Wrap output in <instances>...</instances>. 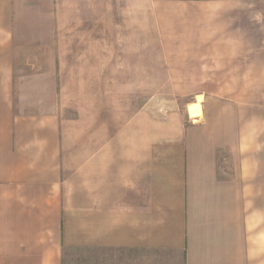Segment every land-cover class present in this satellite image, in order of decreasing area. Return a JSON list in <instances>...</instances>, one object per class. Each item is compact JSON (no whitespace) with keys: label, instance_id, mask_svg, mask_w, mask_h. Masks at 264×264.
<instances>
[{"label":"crops","instance_id":"obj_1","mask_svg":"<svg viewBox=\"0 0 264 264\" xmlns=\"http://www.w3.org/2000/svg\"><path fill=\"white\" fill-rule=\"evenodd\" d=\"M104 89L198 112L153 98L121 126L73 99ZM72 247L82 264H264V0H0V264Z\"/></svg>","mask_w":264,"mask_h":264},{"label":"rangeland","instance_id":"obj_2","mask_svg":"<svg viewBox=\"0 0 264 264\" xmlns=\"http://www.w3.org/2000/svg\"><path fill=\"white\" fill-rule=\"evenodd\" d=\"M106 1V0H105ZM44 2V1H42ZM47 4V1L46 3ZM109 8V9H108ZM110 10V7L105 6V11ZM44 28V27H43ZM46 29L43 30L45 32ZM138 85V84H136ZM73 99H76V96L81 92L83 95H91V93L98 97V99H103L105 101V113H119L120 120L119 124L122 126L128 118H130L133 114L139 112L141 109L145 107L150 101V99L157 98L161 99V101H152L153 107L157 109H161L162 113H165L167 109L169 110H178L184 112L186 110V106L192 104V96H185L183 98L176 95L174 91H164V90H155V89H104V90H87V91H72ZM97 92V93H96ZM180 92V91H179ZM193 91H181L182 94H190ZM234 93H238V91H233ZM243 92V91H242ZM96 93V94H95ZM238 97V94H235ZM247 96L251 100L256 97V91L251 90L247 91ZM178 100V101H177ZM193 106H191L192 108ZM197 108V106H195ZM190 108V106H189ZM188 108V112H189ZM78 109V104L75 103L72 107L73 113H76ZM177 111V112H178ZM198 112V108H197ZM191 113V112H190ZM115 118V117H114ZM115 123V122H114ZM108 253H101L99 257L106 258ZM111 257V255H110ZM108 257V258H110ZM128 255H124L121 259H127ZM86 259V255H83L79 249V247L67 248L65 251L64 264H82V259ZM176 263L180 264L179 259L175 260ZM160 264H168V260L160 259L157 262Z\"/></svg>","mask_w":264,"mask_h":264},{"label":"bare ground","instance_id":"obj_3","mask_svg":"<svg viewBox=\"0 0 264 264\" xmlns=\"http://www.w3.org/2000/svg\"><path fill=\"white\" fill-rule=\"evenodd\" d=\"M190 112H191L192 115H196L197 108L195 106H193L192 108H190Z\"/></svg>","mask_w":264,"mask_h":264}]
</instances>
